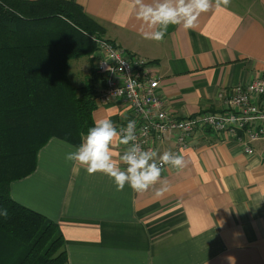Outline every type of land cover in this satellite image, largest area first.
<instances>
[{
  "label": "crops",
  "instance_id": "1",
  "mask_svg": "<svg viewBox=\"0 0 264 264\" xmlns=\"http://www.w3.org/2000/svg\"><path fill=\"white\" fill-rule=\"evenodd\" d=\"M74 1L104 37L150 61L169 114L219 110L234 86L264 72V0L213 6L195 29L170 26L162 42L142 38L130 0ZM79 64L85 76L89 62ZM106 116L118 127L127 110L116 100L98 104L94 120ZM73 146L51 137L35 170L9 187L14 200L58 224L68 264H264V137L251 142L253 154L229 133L190 138L177 152L186 166L162 172L170 188L163 196L159 183L117 191L105 174L66 162ZM156 146L173 151L174 141ZM123 149L114 142V152Z\"/></svg>",
  "mask_w": 264,
  "mask_h": 264
},
{
  "label": "trees",
  "instance_id": "2",
  "mask_svg": "<svg viewBox=\"0 0 264 264\" xmlns=\"http://www.w3.org/2000/svg\"><path fill=\"white\" fill-rule=\"evenodd\" d=\"M104 30L74 0H0V209L8 210L0 264H68L58 224L14 200L9 187L35 170L51 137L82 142L106 87L92 56ZM84 56L89 68L75 86L68 62Z\"/></svg>",
  "mask_w": 264,
  "mask_h": 264
},
{
  "label": "built area",
  "instance_id": "3",
  "mask_svg": "<svg viewBox=\"0 0 264 264\" xmlns=\"http://www.w3.org/2000/svg\"><path fill=\"white\" fill-rule=\"evenodd\" d=\"M98 72L106 75L101 102L117 101L127 110L128 120L137 124V142L145 149L164 140L174 141L172 152L188 144L205 130L231 134L243 151L253 154L251 142L264 137V72L245 85H236L219 110H200L186 116L169 114L159 96L158 77L149 71V61L106 37H95ZM124 147V146H123Z\"/></svg>",
  "mask_w": 264,
  "mask_h": 264
},
{
  "label": "clouds",
  "instance_id": "4",
  "mask_svg": "<svg viewBox=\"0 0 264 264\" xmlns=\"http://www.w3.org/2000/svg\"><path fill=\"white\" fill-rule=\"evenodd\" d=\"M231 0H130L131 14L138 21L137 31L146 40L162 42L170 26L185 30L195 29L201 13L213 8L227 7ZM137 124L128 120L119 128L111 117L95 119L84 133L82 142L65 154V160L83 166L89 174H105L114 182L117 191L127 185L135 192H144L157 183V196H163L170 188L162 178L165 166L183 169L185 157L180 153L155 148L145 149L137 142ZM114 142L124 146L122 152H114ZM8 210L0 209V216L7 217ZM234 264V260L230 262Z\"/></svg>",
  "mask_w": 264,
  "mask_h": 264
},
{
  "label": "rangeland",
  "instance_id": "5",
  "mask_svg": "<svg viewBox=\"0 0 264 264\" xmlns=\"http://www.w3.org/2000/svg\"><path fill=\"white\" fill-rule=\"evenodd\" d=\"M94 35L91 34V38L93 37ZM93 39V38H92ZM94 40V39H93ZM94 44H95V50H96V41L94 40ZM95 50L92 54V56L94 57L95 55ZM89 57V58H88ZM84 56V57H80V58H77V59H71L69 62H68V76L71 80V82L75 85V86H79L81 83H83L84 81V75L81 74L79 75L78 74V68L81 66L79 63H86V61H88L90 63V56ZM96 57V56H95ZM95 57L93 58L95 60ZM80 69V68H79ZM99 104H104V103H99Z\"/></svg>",
  "mask_w": 264,
  "mask_h": 264
}]
</instances>
